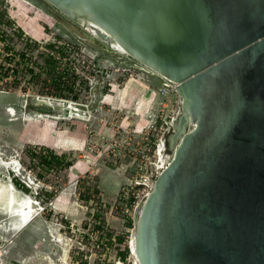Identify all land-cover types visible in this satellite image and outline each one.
<instances>
[{
	"label": "rangeland",
	"instance_id": "obj_1",
	"mask_svg": "<svg viewBox=\"0 0 264 264\" xmlns=\"http://www.w3.org/2000/svg\"><path fill=\"white\" fill-rule=\"evenodd\" d=\"M48 53L71 78L62 88L74 84L62 97L52 65L42 68ZM7 68L0 182L13 185L17 202L30 197L41 210L14 229L20 218L4 209L1 189L0 264H140L132 248L137 211L160 151L166 166L174 157L169 132L182 112L176 85L47 0H0V72ZM60 103L80 116H65Z\"/></svg>",
	"mask_w": 264,
	"mask_h": 264
},
{
	"label": "water",
	"instance_id": "obj_2",
	"mask_svg": "<svg viewBox=\"0 0 264 264\" xmlns=\"http://www.w3.org/2000/svg\"><path fill=\"white\" fill-rule=\"evenodd\" d=\"M47 1L182 98L137 211L140 264H264V0Z\"/></svg>",
	"mask_w": 264,
	"mask_h": 264
},
{
	"label": "bare ground",
	"instance_id": "obj_3",
	"mask_svg": "<svg viewBox=\"0 0 264 264\" xmlns=\"http://www.w3.org/2000/svg\"><path fill=\"white\" fill-rule=\"evenodd\" d=\"M81 24V23H80ZM84 26V25H83ZM85 27V26H84ZM87 28V27H85ZM88 29V28H87ZM90 30V29H89ZM91 31V30H90ZM92 32V31H91ZM94 33V32H93ZM169 81V80H168ZM170 82V81H169ZM167 84V83H166ZM168 86V84H167ZM49 102V101H48ZM61 103H64L63 101H61ZM60 103V104H61ZM61 106H63V104H61ZM67 104H65L64 108L66 109L67 107ZM73 109V108H72ZM10 114L15 116L16 114V110L11 107L8 109ZM40 115V114H39ZM38 115V116H39ZM73 115H77V116H80V114H74V113H71V115L67 116V117H72ZM66 116V115H65ZM41 117V116H40ZM160 154L162 156V160L164 158L163 156V153L162 151H160ZM162 160L160 161V164L158 165V168L160 169H164L166 167V164H163L162 163ZM3 163V162H2ZM3 164L5 165H8V166H12L11 168L14 169V170H17L19 169V166L13 161H5ZM162 172V171H161ZM1 189L3 192L6 193V197L3 198L4 199V202H6L7 200V203H3L4 204V209H8V206L9 204L11 205V203L16 199L15 197V188L13 187V185H9L7 183H3V182H0V192H1ZM9 195V197H7ZM7 198V199H6ZM15 208H13V212H19V211H22L21 213L22 214H17L19 216V221H16L13 223V228L14 229H19L20 227L24 226L26 221L28 220V218L32 215V217H34L36 214L38 215L40 210H41V206L40 204H38L37 201L33 200L32 198L30 197H24L23 199H20L19 202H15V205H14ZM25 221H24V220ZM132 248H133V251L135 252V248H134V242L132 243ZM136 254V253H135Z\"/></svg>",
	"mask_w": 264,
	"mask_h": 264
},
{
	"label": "trees",
	"instance_id": "obj_4",
	"mask_svg": "<svg viewBox=\"0 0 264 264\" xmlns=\"http://www.w3.org/2000/svg\"><path fill=\"white\" fill-rule=\"evenodd\" d=\"M47 47H50V49H54L55 45L54 44H49V46H47ZM50 53H48L49 57L47 58L48 66H45V67L42 66V68L45 69L46 67H50L52 65L49 73L51 74L53 72V74H52L53 76L51 75V77H53V81H54L53 84L55 85V89H56L54 93H55V95H59L60 97H62V95H65L64 94L65 89H68V88L70 89V87H73L74 84L73 85H68L66 88H62V85L64 83H66V81H71V78L70 77L66 78V76H65L66 75L65 74L66 71L62 72V71L58 70V66L56 65L57 64V60L54 57H52L50 55ZM19 55L22 56L23 59H24L25 53H22V54H19ZM14 57H16V56L14 55ZM10 70H11V68H7L6 71L4 70V71L0 72V82L3 81V79L8 76ZM13 71H15V70H13ZM30 71L34 72L33 69H30L29 72ZM43 73L44 72L42 70H40L39 72L36 73V77L40 79L42 77ZM9 85H10L9 82H2L0 84V89H3V87H8Z\"/></svg>",
	"mask_w": 264,
	"mask_h": 264
},
{
	"label": "built area",
	"instance_id": "obj_5",
	"mask_svg": "<svg viewBox=\"0 0 264 264\" xmlns=\"http://www.w3.org/2000/svg\"><path fill=\"white\" fill-rule=\"evenodd\" d=\"M161 155V154H160ZM158 167V166H157ZM157 170H158V172H157V175L155 176V178H157L158 177V175L161 173V171L163 170H159L158 168H157ZM151 179V177H145V181H144V184H145V186H146V196H145V199L148 197V195L151 193V191H152V188H153V185H154V182H155V180H152V181H149Z\"/></svg>",
	"mask_w": 264,
	"mask_h": 264
},
{
	"label": "flooded vegetation",
	"instance_id": "obj_6",
	"mask_svg": "<svg viewBox=\"0 0 264 264\" xmlns=\"http://www.w3.org/2000/svg\"><path fill=\"white\" fill-rule=\"evenodd\" d=\"M174 127H172V131H170L169 133H170V135H171V140H172V134H173V131H174Z\"/></svg>",
	"mask_w": 264,
	"mask_h": 264
}]
</instances>
